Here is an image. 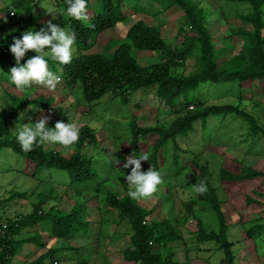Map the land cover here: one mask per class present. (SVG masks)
I'll use <instances>...</instances> for the list:
<instances>
[{"label": "rangeland", "instance_id": "1", "mask_svg": "<svg viewBox=\"0 0 264 264\" xmlns=\"http://www.w3.org/2000/svg\"><path fill=\"white\" fill-rule=\"evenodd\" d=\"M19 1L21 0H0V36L16 29L20 23H26V11ZM63 1L34 0L33 11L43 22L36 20L34 28L38 31L46 28L50 21L67 30L60 25V21L53 18V15L59 17L57 11ZM192 1L202 10L220 62L240 54L248 42L238 29L250 26L241 22L240 15L252 11L250 4L228 0ZM120 7L124 20L101 33L88 48H79L75 43L73 57L79 53L102 51L105 43L111 40L114 48L124 40L127 28L138 18L157 26L166 43H181L179 27L184 17L176 6L164 10L154 0H121ZM49 8L53 15L46 12L45 9ZM262 12L264 22V4ZM4 18L7 19L6 23ZM132 54L141 65H149L160 59L157 52L136 48L132 49ZM35 55L36 53L29 51L24 58ZM50 63L48 62L49 70L54 74L61 70L60 64ZM196 65L192 56L177 66L176 71L179 74H189ZM1 75L0 69V112L13 106L15 100L22 102L25 94H29L27 99L42 95L53 97L52 103L44 106L29 104L21 108L17 117L10 118L7 122L11 134L17 135L15 129L18 123H35L42 115H47L50 116L47 126L54 124L55 127L56 122L61 121L65 124L74 123L78 128L83 124L95 128L98 141L96 145L83 147V152L90 159L92 171L96 174L93 180L79 183L71 182V175L64 170H35L32 165L26 164L23 156L9 148H0V223L30 213L32 205L40 199L43 200L42 212L51 207L54 211L68 212L77 204L84 205L82 219L86 222L85 231L74 232L64 238L53 235L49 222H39L21 230L15 238L30 237L31 240L24 242L23 250L11 264L33 263L41 254L53 248L58 249L57 252L52 253L41 264H81L83 260V264H138L123 256V252L131 248L132 231L127 219L120 218L117 209L110 208L107 204L106 192L110 191L121 197L126 188H129L124 178L126 169L123 164L125 158L132 155L125 150L127 144L134 143L130 123L134 121L141 127L160 124L167 126L177 118L176 112L169 110L163 101L156 98L154 87L132 92L125 104L119 97L106 94L88 110L78 83L72 89L65 88L62 78L52 92L35 84L21 92L11 83L10 75ZM56 75L60 76V73ZM198 94L203 105H238L252 114L258 125L264 128V81L241 85L237 82H207L200 84L190 96ZM179 109L182 113L183 108L179 106L177 110ZM21 113L24 114L22 120L19 119ZM206 122L207 126L203 127ZM149 136L153 138L149 139ZM155 137L156 135H147L140 138V155H149ZM145 138H148L147 142L142 141ZM176 140L182 151L175 150L171 139L167 141L164 151L158 150L156 163L160 167L162 183L151 198L139 201L145 208H151L157 219L167 218L178 235V239L167 244L175 255L173 264H220L223 257V252L216 243L201 242L196 238L197 221L187 210V205L191 204L205 229L218 230L213 209L199 200L193 186L188 184L196 176L195 168L190 162L199 153V163H207L210 168L211 182L228 225L226 237L232 242L234 263L264 264V182L261 178H256L249 182L228 183L220 178L221 168L238 172L240 165H249L264 171V140L257 139L251 145L249 124L234 114H227L222 119L219 116H209L205 122L198 120L192 133L187 137L177 136ZM45 147L55 149L66 157L73 153V148L65 149L59 144L45 143ZM175 156L178 163L174 162ZM117 160L120 161L118 165ZM141 165L143 172L152 167L145 161ZM247 197L250 200H246ZM249 232L252 234L249 235ZM36 237L40 238V243L34 240Z\"/></svg>", "mask_w": 264, "mask_h": 264}, {"label": "trees", "instance_id": "2", "mask_svg": "<svg viewBox=\"0 0 264 264\" xmlns=\"http://www.w3.org/2000/svg\"><path fill=\"white\" fill-rule=\"evenodd\" d=\"M33 1H19L26 11V23H20L16 29L0 36L1 77L5 73L10 75V68L15 66L14 56L9 50L14 38H20L28 30L38 31L34 25L35 21H40V19L33 11ZM154 1L164 10L176 6L183 13L184 20L179 27L182 41L179 45L166 43L157 26L147 24L143 19L138 18L127 28L124 40L116 44L114 48L113 40H111L105 43L102 51L79 53L72 58L69 64H60L61 70L56 74L60 73L61 79L63 78V87L72 89L78 83L88 110L106 94L119 97L120 101L125 104L132 92L154 87L156 98L163 101L169 110L176 112L177 118L167 126L160 124L141 127L134 121L131 122L134 143L127 144L125 150L139 157L141 156L140 138L156 135L148 155L149 160L145 162L151 164L152 168L157 171H160V167L156 163L158 150L164 151L167 141L171 139L175 150L182 151L177 143V136L187 137L194 131L196 121L205 122L209 116H219L222 119L227 114L238 115L249 124L251 145L257 139L264 140V128L258 125L257 119L252 114L238 105L229 103L203 105L204 102L199 94L190 96L191 92H194L200 84L207 82H237L238 85H241L246 82L264 81V22L262 20L264 0H228L249 3L252 11L240 15L241 22L250 25L247 29H238V32L247 40V46L241 50L240 54L221 62L218 59L211 34L206 27L202 10L195 2L192 0ZM120 6L121 0H87L89 20L85 22L77 21L67 15L68 4L64 0L59 4L57 11L59 17L55 18L60 21L61 26L75 33V43L79 48L81 46L88 48L101 33L124 20L125 16ZM135 48L157 52L160 59L149 65H141L132 54V49ZM192 56L197 63L194 70L189 74L177 73V66ZM29 58L32 57L23 58L21 63H26ZM45 59L51 62L50 64H59L49 57H45ZM28 96L29 94H25L22 102L19 103L15 100L13 106L0 112V148H9L14 153L23 156L26 164L32 165L35 170L38 168L64 170L71 175V182L93 180L96 173L92 171L90 159L83 152V147L96 145L98 141L95 128L87 124L80 126L79 140L72 147L73 153L68 157L39 143L34 145L30 152L21 150L17 135L9 132L8 120L17 117L18 111L25 105L32 104V106L41 107L52 103L53 98L42 95L27 99ZM179 106L183 108L182 113H180V109L177 110ZM207 124L208 122L203 127ZM47 127L54 129V124ZM148 138L152 139L153 137L149 136ZM148 138L142 139V141L147 142ZM200 158V153L196 154L190 162L191 166L195 168L196 176L188 181V184L192 186L201 182L206 184L207 191L202 195L198 194V199L213 209L218 222V230L208 231L205 229L189 204L187 210L197 221L196 238L201 242L212 241L218 245V248L223 252L220 264H235L232 242L226 237L228 225L211 182L210 168L207 163H199ZM174 162L178 163L176 156ZM130 172L131 167L126 169L124 178ZM220 178L228 183L249 182L256 178H261L264 182V171L249 165H240L238 172L221 168ZM128 191L129 188H126L125 194L121 197L116 193L106 192L107 204L110 208L117 209L120 218L127 219L132 231L131 248L123 252L124 258L128 261L138 262V264H173L175 255L167 246L170 241L178 239L173 226L167 218L157 219L151 208L147 209L139 201L132 200L127 195ZM246 200L250 199L247 197ZM42 203L43 200L40 199L32 205L33 209L30 213L0 223V264H11L15 256H18L23 250L24 242L31 240L30 237L16 239L15 236L21 230L39 222H49L53 235L59 238L85 229L86 222L82 219L84 205L77 204L68 212L54 211L52 207L42 212ZM251 234L252 232H249V235ZM34 240L40 243V238L36 237ZM56 250L58 249H49L46 253L41 254L35 262L29 264L43 263L52 253H56ZM84 262L83 260L81 264Z\"/></svg>", "mask_w": 264, "mask_h": 264}, {"label": "clouds", "instance_id": "3", "mask_svg": "<svg viewBox=\"0 0 264 264\" xmlns=\"http://www.w3.org/2000/svg\"><path fill=\"white\" fill-rule=\"evenodd\" d=\"M68 4L67 15L77 21H88L87 0H66ZM47 13L52 14V10L45 9ZM15 15V13H13ZM53 15V14H52ZM53 18L55 16L53 15ZM4 22L7 19L4 18ZM93 26V25H89ZM49 32L51 33L49 35ZM76 41L74 32L65 28H60L50 21L46 28L39 31L28 30L22 34V38H14L13 44L9 46L10 52L15 59V66L9 70L10 81L18 91L23 92L33 84L40 85L49 92L54 91L61 82V77L49 70V57L52 61L61 65L69 64L73 58V45ZM48 49L49 51H45ZM29 51L36 53L27 62L21 61ZM21 113L19 119H23ZM50 116L42 115L35 123L17 124V141L24 152L33 150L34 145L39 144H59L65 149L71 150L79 140V128L74 123L65 124L57 121L54 129L47 127ZM147 154L139 157L134 154L125 158L124 169L131 167V172L125 177L129 191L127 195L135 201L151 198L158 190V185L162 183L161 173L152 167L146 172L141 171V162L148 161ZM120 163L117 160V165ZM193 191L196 194H204L207 186L204 182L193 185Z\"/></svg>", "mask_w": 264, "mask_h": 264}]
</instances>
